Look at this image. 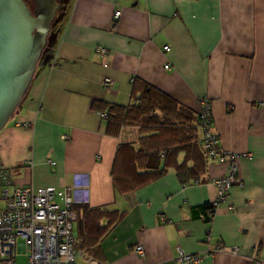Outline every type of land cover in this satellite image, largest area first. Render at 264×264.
Instances as JSON below:
<instances>
[{
    "label": "crops",
    "instance_id": "1",
    "mask_svg": "<svg viewBox=\"0 0 264 264\" xmlns=\"http://www.w3.org/2000/svg\"><path fill=\"white\" fill-rule=\"evenodd\" d=\"M61 21L52 58L0 130L7 186L72 189L77 264H183L177 247L200 255L195 264H264V0H69ZM143 82L191 111L208 99L219 146L240 155L243 185L212 214L224 163L198 169L200 156L183 148L161 156L168 167L150 178L141 152L151 140L138 126L107 131L91 107L131 104ZM180 163L193 168L187 182ZM101 208L119 218L111 223Z\"/></svg>",
    "mask_w": 264,
    "mask_h": 264
},
{
    "label": "built area",
    "instance_id": "2",
    "mask_svg": "<svg viewBox=\"0 0 264 264\" xmlns=\"http://www.w3.org/2000/svg\"><path fill=\"white\" fill-rule=\"evenodd\" d=\"M119 15L120 11L115 10L113 17L117 18ZM95 50L101 56L106 53V49L101 46ZM163 50L167 52L169 47L164 46ZM164 67L168 69L169 63L166 62ZM102 85L106 89H112V80L105 77ZM200 103L201 143L211 160L224 163L227 167L224 175L212 179L216 187L215 204H219L234 184L243 185L238 179L240 155L219 146L218 138L211 128L209 100L202 99ZM98 113L101 118L107 116L105 112ZM63 138L68 139V136L64 135ZM244 155L251 157L250 153L242 156ZM49 163L53 164L52 161ZM25 165H31L30 161H26ZM11 173L10 169L3 168L0 163V264H16L17 254H25L27 264H77L83 251L75 247L73 238L77 215L73 208L72 189L53 186H14L10 189L7 185ZM222 250L221 245L216 246V251ZM143 251L142 245L135 246L137 254L142 255ZM230 252L236 254V247ZM200 260V255L186 253L177 247L174 262L195 264ZM89 264L105 263L90 260Z\"/></svg>",
    "mask_w": 264,
    "mask_h": 264
},
{
    "label": "trees",
    "instance_id": "3",
    "mask_svg": "<svg viewBox=\"0 0 264 264\" xmlns=\"http://www.w3.org/2000/svg\"><path fill=\"white\" fill-rule=\"evenodd\" d=\"M54 43L45 52L46 55H50ZM91 107L106 113L105 119L107 127H109L107 131L116 133L124 125L138 126L140 132L143 133L142 142L145 141L144 139L151 140L149 146H146L145 142L142 144L146 148L141 152L143 155H147L146 168L148 171L146 174L150 178L161 175L167 169L168 161L161 162L160 160L161 156L168 154L167 152L186 148L187 153L196 154L202 159V164L198 169H202L206 161L211 160L201 143L199 112L178 106L162 92L144 82L139 93L134 95L131 104L120 105L93 100ZM179 137H183L185 141L183 140L182 143V138L179 140ZM176 170L182 175L183 182H187L193 168L190 169L184 163H180L176 166ZM196 179L201 182V179ZM214 206L215 203L208 205L211 214ZM102 214H106L111 223L116 222L119 218V214L106 208L102 209Z\"/></svg>",
    "mask_w": 264,
    "mask_h": 264
},
{
    "label": "water",
    "instance_id": "4",
    "mask_svg": "<svg viewBox=\"0 0 264 264\" xmlns=\"http://www.w3.org/2000/svg\"><path fill=\"white\" fill-rule=\"evenodd\" d=\"M32 1L31 9L24 0H0V130L25 97L36 68L52 58L45 52L57 38L50 29L60 20H54L58 2Z\"/></svg>",
    "mask_w": 264,
    "mask_h": 264
},
{
    "label": "flooded vegetation",
    "instance_id": "5",
    "mask_svg": "<svg viewBox=\"0 0 264 264\" xmlns=\"http://www.w3.org/2000/svg\"><path fill=\"white\" fill-rule=\"evenodd\" d=\"M26 3H27V5L32 9L33 8V6H34V4H33V1L31 0V1H29L28 2V0H24ZM57 2H58V8H57V10H56V13H55V18H54V20L56 19V18H60V20L65 16V14H66V12H67V5H68V1L69 0H56ZM53 20V21H54ZM60 20L57 22V24L56 25H52L51 26V29H50V31H54V32H56V27H57V25L59 24V22H60Z\"/></svg>",
    "mask_w": 264,
    "mask_h": 264
},
{
    "label": "rangeland",
    "instance_id": "6",
    "mask_svg": "<svg viewBox=\"0 0 264 264\" xmlns=\"http://www.w3.org/2000/svg\"><path fill=\"white\" fill-rule=\"evenodd\" d=\"M31 1V0H28V2ZM63 21L59 22V24L57 25V30L59 28V26L61 25ZM56 42V40H55ZM54 45H56L54 43ZM54 49V48H53ZM15 261H16V264H27V257L25 254H17L16 257H15Z\"/></svg>",
    "mask_w": 264,
    "mask_h": 264
}]
</instances>
